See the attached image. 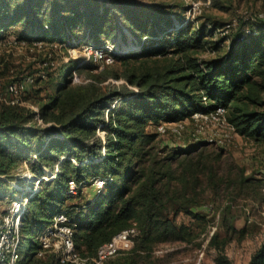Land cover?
I'll use <instances>...</instances> for the list:
<instances>
[{
	"label": "trees",
	"instance_id": "obj_1",
	"mask_svg": "<svg viewBox=\"0 0 264 264\" xmlns=\"http://www.w3.org/2000/svg\"><path fill=\"white\" fill-rule=\"evenodd\" d=\"M82 9L96 37L112 34V26L122 22L145 38L139 52L112 55L113 60L177 59L162 71L124 74L98 72L92 61L61 65L57 55L72 42L68 30L72 32ZM169 15L127 0H0V32L21 25L25 32L20 41L48 46L41 62L44 73L34 80V85L43 83L37 94L45 92L34 102L38 113L0 107V184L23 163L41 180L35 194L24 196L28 202L21 214L20 244H28L31 253L21 264L44 263L36 259L37 235L60 213L71 220L74 248L84 259L95 258L102 245L130 228L138 232L132 252L151 251L169 236L186 241L183 227L161 218L171 180H165L168 172H159L156 165L168 152L165 160L173 162L210 145L162 148L161 136L153 132L162 123L186 122L194 114L223 108L237 135L264 144V20L240 22L224 48L229 36L216 41L213 37L229 24L195 26L181 19L175 26ZM209 44L218 52L216 58L195 57ZM46 172L54 179L42 180ZM94 180L106 181L97 203L70 206L74 198L68 195L69 182ZM217 264L232 263L219 256ZM249 264H264V245Z\"/></svg>",
	"mask_w": 264,
	"mask_h": 264
},
{
	"label": "rangeland",
	"instance_id": "obj_2",
	"mask_svg": "<svg viewBox=\"0 0 264 264\" xmlns=\"http://www.w3.org/2000/svg\"><path fill=\"white\" fill-rule=\"evenodd\" d=\"M127 1L148 6L159 14H170L175 26H180L181 19L195 26L205 23L224 26L229 24L230 29L219 30L213 37V41H216L229 36L224 48L228 47L237 34L240 22L249 21L250 18H254L253 21L264 20V0ZM192 4H197L201 12L190 14ZM84 14L85 10H80L72 32L68 30L72 42L67 50L57 55L61 65H68L70 60H76L80 64L94 62L95 46L103 48L102 57L98 55L100 60L94 62V65L99 66L98 72L104 69L119 74L127 71H162L169 62L177 59L169 55L147 59L142 57L129 62L115 61L112 55L123 56L139 52L141 45L146 42L145 38L129 31L122 22L112 26V34L96 37L88 27L87 17H82ZM23 32L25 28L21 25L0 32V107L19 106L35 113L31 107L38 108L34 102L41 100L45 94H37L42 89V82L38 81L26 88L21 95L20 105L10 104L13 98L6 94L9 84L24 77L37 80L44 73L41 62L45 60L48 46L20 41ZM204 41L212 42L211 38ZM218 55L209 44L198 50L195 57L209 60ZM262 98L264 99V93ZM39 125L49 127L40 122ZM184 125L182 137H175L171 133L161 136V147L173 150L186 145L192 146L189 135L197 127L192 120L184 122ZM218 132V129L209 128L201 140L205 141L207 136ZM167 154L159 156V163L156 165L159 172H168L169 176L165 180H171L170 196L167 197L169 202L161 213V218L177 227H183L188 234L186 241L169 236L166 242L155 243L151 251L141 249L132 252L135 243L129 252L110 261L117 260L119 264H217V258L223 256L232 264H249L253 255L264 245V144L236 135L227 149L201 147L187 152L173 162L165 160ZM54 177L46 172L42 180L48 181ZM40 181L32 175L28 164L23 163L8 182L0 184V212H10L19 202L26 207L28 200L24 196L35 194ZM95 181L82 184L69 205L79 207L97 203L105 193V186L100 188ZM19 252L27 258L31 253L29 245L21 243ZM36 259L43 261V264H60L54 255L47 260L37 256Z\"/></svg>",
	"mask_w": 264,
	"mask_h": 264
},
{
	"label": "built area",
	"instance_id": "obj_3",
	"mask_svg": "<svg viewBox=\"0 0 264 264\" xmlns=\"http://www.w3.org/2000/svg\"><path fill=\"white\" fill-rule=\"evenodd\" d=\"M189 12L190 14H197L201 10L197 4H192ZM253 20L254 18L249 19V21L254 22ZM229 28L230 26H227V29ZM98 55L102 57L103 51H95L94 62L100 60L97 57ZM34 82V78L24 77L19 82L9 84L6 88V94L13 98L10 104L20 105L22 103L21 95L26 88L34 85ZM113 83L119 85L122 82ZM31 109L36 114L38 113V108L31 107ZM191 120L197 128L193 134L189 135L190 144H207L227 149L230 147L234 136L237 135L235 128L227 121L226 111L223 108H217L209 113L194 114ZM209 128L218 129L219 132L207 136L205 141H202V136ZM154 130L160 136L171 133L175 137H182L185 125L184 122L175 124L162 123L156 126ZM95 184L101 188L105 186L106 181L96 180ZM81 186L82 184L79 185L73 181L69 182L68 195H77ZM24 207L25 204L19 202L10 212H0V264H21L24 259V256L19 252L21 214ZM137 235L138 232L135 228L125 230L115 236L109 243L102 245L98 249L95 258L84 259L75 251L73 242L74 229L71 220L66 214L60 213L54 216L50 224L37 235V241L40 245L37 257L47 259L54 255L60 264H106L114 257L129 252L133 248L134 239Z\"/></svg>",
	"mask_w": 264,
	"mask_h": 264
}]
</instances>
